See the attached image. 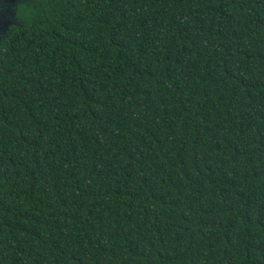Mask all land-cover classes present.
I'll use <instances>...</instances> for the list:
<instances>
[{
    "label": "trees",
    "instance_id": "obj_1",
    "mask_svg": "<svg viewBox=\"0 0 264 264\" xmlns=\"http://www.w3.org/2000/svg\"><path fill=\"white\" fill-rule=\"evenodd\" d=\"M0 39V264H264V0H25Z\"/></svg>",
    "mask_w": 264,
    "mask_h": 264
},
{
    "label": "water",
    "instance_id": "obj_2",
    "mask_svg": "<svg viewBox=\"0 0 264 264\" xmlns=\"http://www.w3.org/2000/svg\"><path fill=\"white\" fill-rule=\"evenodd\" d=\"M25 0H0V39L11 25L21 26L16 10L20 2Z\"/></svg>",
    "mask_w": 264,
    "mask_h": 264
}]
</instances>
